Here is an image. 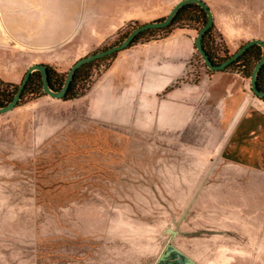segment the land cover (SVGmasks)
<instances>
[{
    "label": "rangeland",
    "instance_id": "rangeland-1",
    "mask_svg": "<svg viewBox=\"0 0 264 264\" xmlns=\"http://www.w3.org/2000/svg\"><path fill=\"white\" fill-rule=\"evenodd\" d=\"M179 1L127 0L129 15L143 3L142 18L52 69L66 77L77 61L164 20ZM212 1L213 12L233 21L232 49L214 24L220 51L232 55L250 40L264 41V0ZM150 17L156 21L144 23ZM123 52L95 62L83 97L28 95L0 115V264H156L168 245L182 253L169 255L179 262L264 264V101L251 79L239 65L219 72L218 81L238 82L246 100L232 132L216 123L229 106L215 104L155 122L135 113L121 119L89 94ZM196 59L187 81L205 72ZM2 82L6 95L22 81Z\"/></svg>",
    "mask_w": 264,
    "mask_h": 264
},
{
    "label": "crops",
    "instance_id": "crops-1",
    "mask_svg": "<svg viewBox=\"0 0 264 264\" xmlns=\"http://www.w3.org/2000/svg\"><path fill=\"white\" fill-rule=\"evenodd\" d=\"M204 1L211 5L212 0ZM134 11L129 15L127 0L123 3L121 0L118 3L113 0H0V80L19 83L32 65L52 67L67 63V58L72 61L87 55L129 20L142 18L143 3ZM213 14L215 26L232 49L235 40L229 32L232 31L231 16ZM151 15L157 17L160 13ZM155 17L144 23L156 21ZM196 37L194 29H185L160 41L133 46L117 58L94 85L89 97L96 106L119 114L121 119L132 120L135 113L134 119L144 116L151 122L161 120L163 114L173 116L181 110L186 112L192 105L229 106L226 112L218 113L216 123L220 122L225 132H232L239 127L246 100L240 98L238 82L218 81L222 73L216 72L211 78L203 73L197 85H183L160 97L188 73L197 53ZM223 94L225 97L221 98Z\"/></svg>",
    "mask_w": 264,
    "mask_h": 264
},
{
    "label": "trees",
    "instance_id": "trees-1",
    "mask_svg": "<svg viewBox=\"0 0 264 264\" xmlns=\"http://www.w3.org/2000/svg\"><path fill=\"white\" fill-rule=\"evenodd\" d=\"M206 22H207V15L200 6L195 5V4L186 5L179 10V12L174 17L170 26L164 29L148 30V31L141 33L135 38V40L132 42L130 47L126 50L131 49L133 46H136L140 44L141 42H143L142 44H147V43L163 40L178 30L194 29L198 34V32L202 29V27L206 24ZM213 32H214V26L204 35L203 48L206 51L209 58L211 59V61L217 65V64L222 63L226 59H228L231 55H229L227 51H220L216 38L213 35ZM129 34L125 36L127 37ZM126 37H124V40L126 39ZM261 54H262L261 48L259 46H253L249 48L236 62L231 64L226 70L229 71L233 69L234 67H236L237 65H239L240 68H242V71L244 72L245 76L251 79L253 70L256 64L259 62L261 58ZM115 55L116 54L103 58V59H108V58L114 57ZM196 56L201 58L198 52L196 53ZM196 56L193 59V62L194 61L198 62L196 59ZM95 62L87 64L83 66L82 68H80L79 70H77L64 101L75 100V99L83 97L86 94L87 90L84 88V86L86 84V81L90 77L91 69H92V66L95 64ZM196 64H193L191 62V64L188 67L189 71L186 74V76L188 74H191L192 70L198 69ZM202 64L205 70V72L203 73L206 76L210 77L211 73L213 72L207 69L203 59H202ZM47 67H48V73H49L50 86L54 90H60L65 83L66 77L55 72L52 69V67L48 65ZM203 68L201 67L199 69H203ZM209 71L211 73H209ZM202 74L196 75L194 77L195 79L190 80V81H187L185 77L179 79L177 82H175L173 85H171L169 88H167L163 92V96L170 94L171 92H173L176 89H179L183 85H197L202 80ZM257 85L261 91H264V65L261 71L259 72ZM0 86L2 87L6 86L8 88L9 85L0 81ZM16 92L17 90L14 88L12 92H7L6 95L1 94L0 95V106L9 104L13 100ZM44 94L45 93L43 92V83H42L41 73L34 72L31 75V78L25 87L21 100L24 99L28 95L33 96V97H39ZM259 99L264 101V98H259Z\"/></svg>",
    "mask_w": 264,
    "mask_h": 264
},
{
    "label": "water",
    "instance_id": "water-1",
    "mask_svg": "<svg viewBox=\"0 0 264 264\" xmlns=\"http://www.w3.org/2000/svg\"><path fill=\"white\" fill-rule=\"evenodd\" d=\"M189 4H195V5L200 6L205 11V13L207 15V22L202 27V29L198 32L197 37L195 39V46H196V49H197L198 53L200 54L201 58L203 59L208 70H210L212 72H224V71H226V69L231 64L236 62L249 48H251L253 46H259L261 48V50H262L261 58L253 70L250 83H251V91L253 92V94L257 98H264V91H261L257 85L259 72L261 71V69L264 65V41L261 39L250 40V41L246 42L244 45H242L228 59H226L222 63L216 65L211 61V59L209 58V56L207 55L206 51L203 48V37L214 26L213 11L211 10L209 5L204 0H180L172 8V10L169 12V14L167 15V17L164 20L158 21V22L147 23L145 25L138 26L120 44L115 45L111 48L100 51L98 53H95L93 55H90L88 57H85V58L77 61L68 71L66 79H65V83L60 90H54L50 86L49 73H48L47 65H45V64L32 65L31 67L28 68L27 72L25 73L24 78H23L13 100L5 106H0V115L8 114L18 107L19 102L21 101L23 92L25 90V87H26L28 81L30 80L31 75L34 72L41 73L42 83H43V92L47 96H49L53 99H57V100H64L77 70H79L83 66L90 64L92 62H95L97 60H100V59L109 57L111 55L123 52L124 50H126L130 47V45L132 44V42L135 40V38L138 35H140L141 33L145 32V31L167 28L168 26H170V24L172 23L174 17L179 12V10L181 8H183L184 6L189 5ZM165 250L166 251L159 256L156 264H160L161 262L165 261V259L170 254L183 256L182 253L172 245H168ZM184 264H196V263L191 259H186Z\"/></svg>",
    "mask_w": 264,
    "mask_h": 264
},
{
    "label": "flooded vegetation",
    "instance_id": "flooded-vegetation-1",
    "mask_svg": "<svg viewBox=\"0 0 264 264\" xmlns=\"http://www.w3.org/2000/svg\"><path fill=\"white\" fill-rule=\"evenodd\" d=\"M173 256L167 257L165 261L161 262L160 264H184L185 263V261L179 262L178 259H175V257ZM179 257H182V256H179Z\"/></svg>",
    "mask_w": 264,
    "mask_h": 264
}]
</instances>
